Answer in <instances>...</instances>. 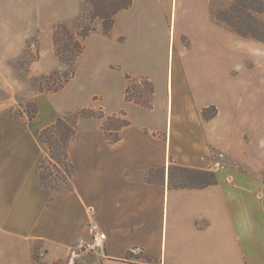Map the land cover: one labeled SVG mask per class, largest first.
Listing matches in <instances>:
<instances>
[{"label": "crops", "instance_id": "1", "mask_svg": "<svg viewBox=\"0 0 264 264\" xmlns=\"http://www.w3.org/2000/svg\"><path fill=\"white\" fill-rule=\"evenodd\" d=\"M216 1L133 0L117 15L95 59L107 68L109 113L125 112L130 124L110 144V116L80 120L68 150L75 175L59 192L41 186L39 171L48 151L40 133L59 116L14 118L7 77L31 39L77 6L61 15L63 0H0V264H35L38 254L43 264L67 261L93 223L107 241L78 257L83 264H264V44L216 20ZM45 59L57 60L55 50L36 64L46 69ZM126 72L153 84L151 109L125 100ZM171 167L211 171L217 184L182 188Z\"/></svg>", "mask_w": 264, "mask_h": 264}, {"label": "trees", "instance_id": "2", "mask_svg": "<svg viewBox=\"0 0 264 264\" xmlns=\"http://www.w3.org/2000/svg\"><path fill=\"white\" fill-rule=\"evenodd\" d=\"M91 4L92 11L86 14L81 20L78 32H72L65 24L55 26L53 34L54 50L57 58L63 65L74 66L83 56L86 48V40L97 28L95 21L99 20L101 33L104 37H110L115 25L116 17L119 13L129 10L133 5V0H86ZM216 20L227 25L240 37L251 39L264 44V0H232L229 8L214 9ZM75 73L60 75V70H56L49 76L34 79L32 84L40 92L58 93L63 90L74 79ZM129 85L125 92V100L139 104L146 109L152 108L154 87L151 85L150 98L148 101L134 99L131 90L136 86L135 80L127 76ZM148 83V82H147ZM150 84V83H149ZM27 120L32 121L38 114L36 103H27ZM214 115L217 111L214 107ZM210 108L202 111L205 119H210L206 114ZM125 112H120L107 118L104 124L106 139L110 144L119 141L120 131L129 126V121L125 119ZM105 116H97L92 108H82L67 115H61L56 122L42 130L39 140L47 146L49 154L40 166V184L42 187L57 190L56 186L61 182L67 188L71 187V180L75 175V167L69 158V146L78 131V123L81 119H102ZM110 121V122H108ZM114 122L113 127L109 123ZM116 124V125H115ZM114 134V135H113ZM50 163L58 174H47L46 164ZM182 172L189 173L184 180L179 183L182 188H206L217 184L215 173L205 170H193L180 167H171Z\"/></svg>", "mask_w": 264, "mask_h": 264}, {"label": "rangeland", "instance_id": "3", "mask_svg": "<svg viewBox=\"0 0 264 264\" xmlns=\"http://www.w3.org/2000/svg\"><path fill=\"white\" fill-rule=\"evenodd\" d=\"M227 1H228L227 5L230 7L232 4V0H227ZM70 4H72L73 6L75 5V7L77 6V13L72 18L68 20L61 19L55 21L52 24L48 35L42 32L36 35L29 42V47L27 48L25 55L22 58L14 60L10 63V66L14 69V71L13 73L12 72L8 73L7 78L10 86L12 87L13 93L12 94L6 93V98L9 99L11 98L10 95L14 94L13 98L15 105L12 109L11 115L20 121H22V119L27 120L26 112L28 110H31V108L28 109L27 103H36L38 105V112L42 114L44 113L46 114V111L48 112L54 111L53 118H56L60 115L71 114L76 110L82 108L94 109L96 115L99 117L102 115L104 116L112 115L111 113H109L107 106L108 97L106 90H109L108 82H105V77H106L105 71L107 72V68L104 69L101 59L98 58H97L98 60L95 59L96 56H99V51H100L99 47L102 45L103 41L108 40L112 36V34L110 37H104L102 35L99 20L95 21V25L97 28L96 32L92 33L91 36L87 38L85 42L86 51L84 55L74 66L63 65L61 64L59 59L57 60L47 59V61L45 59V61L47 62L46 69L42 68L43 64H39V63L36 64V62L40 61L41 58L43 57L44 51L45 52L48 51L50 54H52V56L54 55V42L52 41V37L56 25L65 24L72 32L74 33L78 32L79 26L81 24V20L86 14H89L92 11L91 4L87 3L86 0H63L62 10L60 11L61 13H57V12L56 13L61 15L65 14L64 11L66 10L64 8L68 7ZM225 5L226 4L224 0L222 1L221 4H219L216 1L214 8L218 10L226 9V7L228 6ZM130 16L131 14H126L125 16H122L121 28L126 27V22H129L127 20L131 18ZM172 35L174 39V30ZM117 41L125 43L127 41V37L122 35L117 39ZM44 58H45V53H44ZM94 59H95V63L93 65L92 62ZM49 62L50 65H48ZM127 64L130 65L131 67H134V65L128 60H127ZM56 70H60L61 76H64L66 73H71V72L75 73L74 79L71 80V82L65 87L64 90L52 94L48 92H40L37 88L33 86L32 81L34 79H40L43 76H49L54 72H56ZM127 76H131L136 83V86H134L131 90L132 97L134 99H139L141 101H148L150 98L151 85L153 84L147 78L144 77L137 78L133 76V73L126 72V77H125V82L127 85L126 89L129 85ZM32 91H34L36 95H39V97H41L40 101H37L35 98L23 97L26 94H31ZM110 92L113 93L112 105L115 107L117 106L119 101L118 96L120 93V83L116 82L115 85L111 87ZM42 102L44 104L43 108L41 107ZM48 106L49 108H47ZM213 114H214V109L210 108L206 115L208 117H211L213 116ZM105 118L106 117L100 119V121H105ZM89 120H93V119H81L80 124L85 123L86 121ZM113 124H114L113 121L109 123L110 127H113ZM46 154L48 155L49 151H47ZM217 155H215L214 158L217 157ZM46 166L48 168L46 170L47 174L50 173L58 174V172H56L52 164L47 163ZM212 167L214 168L213 165ZM171 174H172L171 176L173 179V183H177V184L181 183L184 180V177H187L189 175V173L182 172L179 169H173ZM56 188L59 192L66 190V187L61 182L56 186ZM137 259L145 260L144 255L142 253L137 254ZM35 264H43L41 255L39 254L36 255ZM58 264H83V262L81 261L80 258H74L72 252L67 261H63Z\"/></svg>", "mask_w": 264, "mask_h": 264}, {"label": "built area", "instance_id": "4", "mask_svg": "<svg viewBox=\"0 0 264 264\" xmlns=\"http://www.w3.org/2000/svg\"><path fill=\"white\" fill-rule=\"evenodd\" d=\"M224 159L225 155L223 153H219L214 159V169H222ZM91 231L92 235L89 239H81L79 241L76 250L73 251L74 258H78L85 254L100 252L104 249L107 241V235L101 231L99 225L96 223L91 225Z\"/></svg>", "mask_w": 264, "mask_h": 264}]
</instances>
